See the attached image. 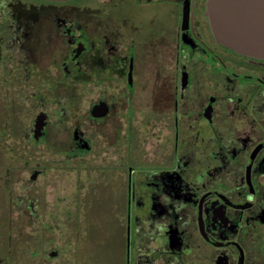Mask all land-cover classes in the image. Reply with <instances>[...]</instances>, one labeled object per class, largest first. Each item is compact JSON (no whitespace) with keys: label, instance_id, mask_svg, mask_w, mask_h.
Listing matches in <instances>:
<instances>
[{"label":"flooded vegetation","instance_id":"1","mask_svg":"<svg viewBox=\"0 0 264 264\" xmlns=\"http://www.w3.org/2000/svg\"><path fill=\"white\" fill-rule=\"evenodd\" d=\"M206 3L0 0V139L47 147L6 158L67 169L69 219L104 200L119 264H264V58Z\"/></svg>","mask_w":264,"mask_h":264},{"label":"rangeland","instance_id":"2","mask_svg":"<svg viewBox=\"0 0 264 264\" xmlns=\"http://www.w3.org/2000/svg\"><path fill=\"white\" fill-rule=\"evenodd\" d=\"M4 114L0 111V126ZM12 130L17 135L20 128L13 126ZM9 149L32 154L47 147L0 139V264H54L50 252L68 249L71 243L78 257L86 252L94 264H119V226L108 220L110 206H103L102 200L93 207H81L69 219L67 169H55L46 157L38 160L21 155L8 160L5 151ZM31 161H42L41 167L46 168L35 181L31 180L35 170ZM30 200L35 201L34 212L28 206Z\"/></svg>","mask_w":264,"mask_h":264},{"label":"water","instance_id":"3","mask_svg":"<svg viewBox=\"0 0 264 264\" xmlns=\"http://www.w3.org/2000/svg\"><path fill=\"white\" fill-rule=\"evenodd\" d=\"M206 9L221 43L264 58V0H207Z\"/></svg>","mask_w":264,"mask_h":264}]
</instances>
